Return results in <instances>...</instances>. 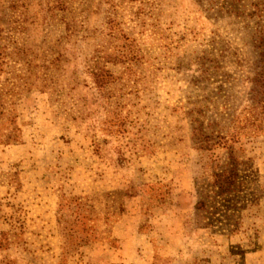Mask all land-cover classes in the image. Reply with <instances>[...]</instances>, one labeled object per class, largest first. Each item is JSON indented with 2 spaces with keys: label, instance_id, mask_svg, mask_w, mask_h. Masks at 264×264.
Masks as SVG:
<instances>
[{
  "label": "rangeland",
  "instance_id": "1",
  "mask_svg": "<svg viewBox=\"0 0 264 264\" xmlns=\"http://www.w3.org/2000/svg\"><path fill=\"white\" fill-rule=\"evenodd\" d=\"M50 1L0 0L1 53L29 54L0 72L25 75L0 96V264H57L60 217L86 241L66 264H264V128L240 141L259 201L232 236L194 209L191 141L192 118L221 131L252 104L264 0ZM110 21L137 61L107 63L102 94L86 71Z\"/></svg>",
  "mask_w": 264,
  "mask_h": 264
},
{
  "label": "trees",
  "instance_id": "2",
  "mask_svg": "<svg viewBox=\"0 0 264 264\" xmlns=\"http://www.w3.org/2000/svg\"><path fill=\"white\" fill-rule=\"evenodd\" d=\"M50 2L56 4L59 10L66 8L63 0H51ZM226 3L223 4L227 6ZM22 7L27 8V5H22ZM11 8L16 9L15 6ZM24 18L25 16L21 18V24L16 28L20 34L27 32V28L22 25L26 19ZM63 22L66 25V37L63 38H70L75 32L76 21L69 19ZM113 27V23L108 22V32L104 33V37H97L100 39V46L96 48L87 64L86 72L92 78L96 89L102 94L110 91V85L114 81L111 71L105 67L107 63L127 64L123 73L129 78L132 71L131 62L137 61L133 41L115 32ZM99 35H102V32ZM106 36L108 38H105ZM89 37L90 35L87 38ZM254 44L259 51L260 66L250 80L254 89L251 93L252 104L246 113L242 116H232L226 129L221 131L215 129L216 123H205L199 116L191 119L193 124L191 141L193 149L199 152L201 159L199 171L193 182L196 193L194 209L196 212L209 215L208 227L214 233L227 236L235 235L240 230L242 213L255 207L259 201L257 174L251 159L244 156L240 141L243 137L254 133V131L245 130L250 126L259 127L260 130L264 128V29L262 27L255 36ZM21 45L23 48H16L8 54L0 51V72H2L5 58L12 59L11 56H15L16 60L12 61L16 63L17 60L29 55L25 50L26 40L22 41ZM110 46L112 49L109 52ZM57 61L59 62V58ZM26 65V71L30 72L33 68L31 61H28ZM202 73H206V70ZM24 76V74L14 72L11 77L12 81L8 80L6 84L0 83V96H17L19 82L16 80ZM122 124L123 121L120 122V125ZM163 193H168V191ZM58 230L61 252L57 264H66L71 255L86 245V241L78 235L75 220L60 217Z\"/></svg>",
  "mask_w": 264,
  "mask_h": 264
}]
</instances>
